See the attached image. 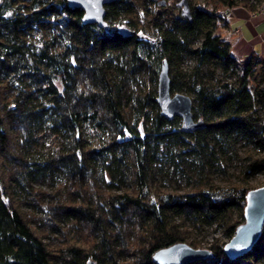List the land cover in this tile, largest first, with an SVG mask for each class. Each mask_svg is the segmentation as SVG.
Wrapping results in <instances>:
<instances>
[{
	"label": "trees",
	"instance_id": "1",
	"mask_svg": "<svg viewBox=\"0 0 264 264\" xmlns=\"http://www.w3.org/2000/svg\"><path fill=\"white\" fill-rule=\"evenodd\" d=\"M188 2L190 20L168 0H116L103 27L67 0H0V264H155L159 248L200 246L188 223L217 222L228 240L244 220L252 186L212 173L240 141L258 151L241 159L244 179L264 170V56L240 60L216 30L226 10L262 0ZM163 58L170 92L191 97L202 125L161 113ZM45 133L49 151L35 148ZM165 165L184 189L157 185ZM225 242L186 264H264V226L234 259Z\"/></svg>",
	"mask_w": 264,
	"mask_h": 264
},
{
	"label": "water",
	"instance_id": "2",
	"mask_svg": "<svg viewBox=\"0 0 264 264\" xmlns=\"http://www.w3.org/2000/svg\"><path fill=\"white\" fill-rule=\"evenodd\" d=\"M116 0H67L70 7H78L83 11L82 21L85 23H98L106 27L105 5ZM158 4H165L166 0H157ZM174 5L179 14L191 19L188 0H177ZM119 33L128 35L127 27L120 28ZM170 78L168 63L165 58L161 60L157 77L156 102L161 113L172 118L178 115L181 118V129L191 130L202 125L201 120H194L191 114V97L182 92H170ZM243 222L239 223L233 235L223 244L222 250L229 259H234L250 250L258 240L262 226H264V185L250 188L246 191L245 205L243 207ZM213 253L208 248H197L184 241L173 243L157 249L151 256L155 264H186L193 260L208 259ZM85 264H94L92 260Z\"/></svg>",
	"mask_w": 264,
	"mask_h": 264
},
{
	"label": "rangeland",
	"instance_id": "3",
	"mask_svg": "<svg viewBox=\"0 0 264 264\" xmlns=\"http://www.w3.org/2000/svg\"><path fill=\"white\" fill-rule=\"evenodd\" d=\"M175 1L177 0H168V2L172 4L175 3ZM123 27H127L129 29V32L131 33H137L135 29H131L130 27H128V25H126V23H122L119 26V29ZM55 143H56V138L51 136L50 134L45 133L38 138V142L35 148L42 149L44 151H49L52 150ZM253 149L254 148L252 147V144L249 142L240 141L236 143L233 146V149L228 151L223 158L224 170L220 167H217L213 170L212 173L213 183L219 186H224L227 185L228 183H238L246 186L250 185L252 186L251 188L264 185V170L254 172L247 179H244V174L241 171L243 165L241 159L246 155V153L252 151L255 153V154L253 153L254 155H257L258 151ZM36 185L43 189H49V184L46 180H40L36 183ZM157 185L160 186L161 188H166V189L185 188L184 181L181 180L178 177L177 173L174 172L173 166H169V165L164 166L162 173L158 176ZM233 215L234 217L238 218L239 210L235 208L233 210ZM188 226L191 229L190 230L191 233L189 237L190 240L194 239L195 241L200 242V246L197 248H207L212 238H220L222 241H227V237L223 234L222 227L217 222H214L211 225L203 224L202 230L199 231L194 227H192L190 223H188ZM188 240L184 242L188 243L189 242ZM188 244L191 245L190 243Z\"/></svg>",
	"mask_w": 264,
	"mask_h": 264
},
{
	"label": "crops",
	"instance_id": "4",
	"mask_svg": "<svg viewBox=\"0 0 264 264\" xmlns=\"http://www.w3.org/2000/svg\"><path fill=\"white\" fill-rule=\"evenodd\" d=\"M226 24L217 33L231 44V52L240 60L251 53L264 56V7L250 11L235 6L225 11Z\"/></svg>",
	"mask_w": 264,
	"mask_h": 264
},
{
	"label": "built area",
	"instance_id": "5",
	"mask_svg": "<svg viewBox=\"0 0 264 264\" xmlns=\"http://www.w3.org/2000/svg\"><path fill=\"white\" fill-rule=\"evenodd\" d=\"M261 7H264V0H262L261 5L258 9H260Z\"/></svg>",
	"mask_w": 264,
	"mask_h": 264
}]
</instances>
